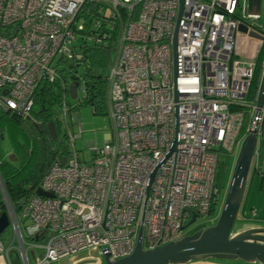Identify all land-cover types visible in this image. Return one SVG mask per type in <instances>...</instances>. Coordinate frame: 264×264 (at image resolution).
Segmentation results:
<instances>
[{"label":"built area","instance_id":"built-area-1","mask_svg":"<svg viewBox=\"0 0 264 264\" xmlns=\"http://www.w3.org/2000/svg\"><path fill=\"white\" fill-rule=\"evenodd\" d=\"M88 2L119 22L105 91L110 134L87 144L90 160L80 161L75 143L83 133L79 118L70 116L66 155L30 192L20 216L0 177L10 232L7 245L0 241V258L30 264L31 252H38L37 264H54L97 251L115 263L134 253L140 231L143 251L189 237L217 221L210 218L217 150L235 164L253 131L232 226L240 234L256 220L264 191V104L259 110L245 104L254 64L235 49L238 27L260 23L248 15V0H184L180 16L179 0H0L3 113L29 117L38 85L55 79L56 60L72 58V27ZM236 107L249 111L247 124ZM62 114L65 119L69 109ZM37 190L51 198L36 196Z\"/></svg>","mask_w":264,"mask_h":264},{"label":"trees","instance_id":"trees-1","mask_svg":"<svg viewBox=\"0 0 264 264\" xmlns=\"http://www.w3.org/2000/svg\"><path fill=\"white\" fill-rule=\"evenodd\" d=\"M105 7L96 3H86L80 10L72 27L75 37L71 47V59L58 58L55 62V79L52 82L43 80L33 96V106L28 118L18 114H0V142L9 143L12 158L16 165L4 163L0 159V177L8 199L17 216H20L30 192L36 188L47 171L54 165L59 156H65L67 134L61 136L62 108L69 109V115L64 119L70 123V116L79 107L87 106L92 110V116L106 117L105 91L107 78L112 63L115 45L118 39L119 22L104 16ZM119 15L124 17L120 10ZM245 24L244 22H241ZM79 38L81 43L76 44ZM254 72L250 80L249 93L245 104L253 106L256 102L257 91L261 80L264 64V43H262L253 60ZM66 74V77L65 75ZM77 84V90L82 89L83 98L77 95V105L73 106L68 87ZM233 111L243 112L245 121L246 109L232 108ZM247 124V121L245 122ZM52 126L55 136H51L48 127ZM68 132V128L66 127ZM217 171L214 188L217 194L212 199L210 218L217 219L221 198L230 178L232 158L217 150ZM4 206L0 199V215L4 214ZM212 225H205L191 232L197 234ZM10 232L0 237L7 245ZM40 254V253H39Z\"/></svg>","mask_w":264,"mask_h":264},{"label":"water","instance_id":"water-1","mask_svg":"<svg viewBox=\"0 0 264 264\" xmlns=\"http://www.w3.org/2000/svg\"><path fill=\"white\" fill-rule=\"evenodd\" d=\"M263 0H248L247 13L250 17L259 19L261 17ZM184 0H179V16L183 9ZM179 23V18L178 22ZM238 34L248 35L249 28L241 25L237 30ZM249 35L257 39L254 33ZM177 32L173 39V54L176 57ZM264 42V38H259ZM69 96L72 101L77 99V84L69 87ZM264 104V67L256 96V109L259 110ZM51 136H55L52 126L48 127ZM249 135L242 143L236 158L227 194L216 224L213 227L200 231L193 236L186 237L179 242L158 247L152 251L142 249V231L138 235L134 253L123 260L112 263L108 255L103 257V264H189L200 260H234L246 264H264V231L259 229L248 230L237 235L232 230L235 223L243 194L246 187L247 177L250 169L252 155L255 147V137ZM175 149V147H174ZM64 165V161L62 162ZM153 177L150 180L152 183ZM36 196L51 198L50 195L41 190L36 191ZM196 218L192 216L187 228L191 227ZM9 227L5 214L0 215V237Z\"/></svg>","mask_w":264,"mask_h":264},{"label":"rangeland","instance_id":"rangeland-1","mask_svg":"<svg viewBox=\"0 0 264 264\" xmlns=\"http://www.w3.org/2000/svg\"><path fill=\"white\" fill-rule=\"evenodd\" d=\"M260 18H261L260 23L264 22V0H263V6H262V12H261ZM76 39H77L76 44H80L81 43L80 39L79 38H76ZM260 44L261 43L259 41L253 40V39L247 42L246 37H244L241 34H238L236 37V41H235L236 53L242 61L253 62ZM64 75L66 77V74ZM77 95L79 99L83 98L82 89L77 90ZM72 105L76 106L77 101L72 102ZM1 113L2 111L0 110V114ZM247 113H249V111ZM71 116L72 117L77 116L79 118V124L81 126L82 133H83L81 139L76 141L75 149L78 152V157L80 161L88 162L90 160V153L85 148V146L87 144L95 143L97 142V140L101 141L103 137L110 134L109 120L105 116L104 117L102 116L93 117L92 110L87 106H82V107L77 108L72 113ZM60 117L62 121L60 132H61V136H63L65 133L67 134V130H66L63 117L62 116ZM68 127H69V124H68ZM96 146L100 147V143H97ZM12 157L13 156H12L11 147L9 143L5 140H2L0 142L1 161L4 163H11L15 166L16 163L14 162ZM233 167H234V162L232 160L230 174H231ZM221 200L222 201H221L220 210L222 209V206L224 203V195L222 196ZM220 210L216 214L217 219L219 217ZM215 224H216V221L212 223L211 227H213ZM243 232L245 231L243 230ZM243 232H239V233H243ZM31 254L34 256L35 259L34 260L31 259L30 264H37L39 253L31 252ZM54 264H103V257L100 256L97 251H86V252L79 253L75 256H72L70 258H67L61 262L59 261ZM189 264H246V263H243L241 261H234V260L219 261V260L207 259V260L191 262Z\"/></svg>","mask_w":264,"mask_h":264},{"label":"crops","instance_id":"crops-1","mask_svg":"<svg viewBox=\"0 0 264 264\" xmlns=\"http://www.w3.org/2000/svg\"><path fill=\"white\" fill-rule=\"evenodd\" d=\"M248 42V40H247ZM237 54V53H236ZM238 56V55H237ZM246 62V61H245ZM109 135V134H108ZM108 135H106L105 137L102 138V140L104 138H106ZM101 140V141H102ZM99 141V140H98ZM256 220H254V222L250 223V226L253 229H259V230H263L264 231V191L262 196L260 197V201L258 204V212H256ZM32 258H30L31 260ZM33 260V259H32ZM65 260V259H64ZM63 261V260H62ZM219 261H224V260H219ZM11 264H18L17 263V259L15 256H12L10 259ZM61 262V261H60ZM0 264H7L6 261L3 258H0Z\"/></svg>","mask_w":264,"mask_h":264},{"label":"flooded vegetation","instance_id":"flooded-vegetation-1","mask_svg":"<svg viewBox=\"0 0 264 264\" xmlns=\"http://www.w3.org/2000/svg\"><path fill=\"white\" fill-rule=\"evenodd\" d=\"M262 6H263V2H262ZM262 12V11H261ZM260 19L261 18H259L258 20L260 21ZM249 33H254L256 36H258L259 38H264V28L263 27H261V24L258 22H256L255 23V25L254 26H250V30H249V32H248V35H246V36H244V37H246V40H248V41H250V40H257V41H259L260 42V39L259 38H257V39H254V38H252L250 35H249ZM261 44L262 43H264V42H260ZM260 44V45H261ZM260 47V46H259ZM192 227V226H191ZM190 227V228H191ZM243 230L246 232V231H248V230H252V227L250 226V225H246L245 226V228H243L242 229V231L241 232H243ZM241 234V233H240Z\"/></svg>","mask_w":264,"mask_h":264},{"label":"bare ground","instance_id":"bare-ground-1","mask_svg":"<svg viewBox=\"0 0 264 264\" xmlns=\"http://www.w3.org/2000/svg\"><path fill=\"white\" fill-rule=\"evenodd\" d=\"M204 231V230H203Z\"/></svg>","mask_w":264,"mask_h":264}]
</instances>
